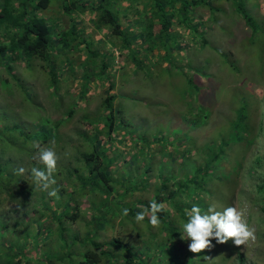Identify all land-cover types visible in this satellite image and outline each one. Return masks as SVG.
<instances>
[{"label": "rangeland", "instance_id": "rangeland-1", "mask_svg": "<svg viewBox=\"0 0 264 264\" xmlns=\"http://www.w3.org/2000/svg\"><path fill=\"white\" fill-rule=\"evenodd\" d=\"M91 1L95 0H81L82 3ZM139 1L135 9H124L126 5L119 9V21L127 33L138 36L132 44L133 50L146 55L151 50L144 69L134 67L128 49L122 45V38L111 35L105 28L100 31L94 28L93 15L88 10L73 13L81 36L100 56L85 62L89 60V53L83 46L68 54L72 65L61 70L57 95L49 88L40 62L33 63L31 72L23 64L13 66L14 74L23 78L25 91L15 87L10 75L0 69V78L13 85L9 94L5 91L4 95L1 91L0 106H14L27 123L38 121L31 115V109L24 107L32 98L41 107L37 110L38 115L53 122L60 119L68 107L76 106L73 118L57 129L64 141L73 144L80 140L79 132L89 136L94 133L86 124L89 118L97 117L98 123L102 122L99 107L109 83H113L118 124L113 133L114 141L102 139V151L112 158L109 161L107 156L105 163H111V175L117 182H126L130 177L132 185L143 182L146 187L150 183V189L129 195L126 198L128 204L120 197L109 196L108 202L114 209L127 205L134 216H127L125 220L119 214L120 210L116 211L119 215L113 218L111 225L99 230L98 241L117 237L130 243L128 254L136 252L145 264L163 260L161 250L155 244L160 232L167 228L162 224L153 228L143 222L137 223L135 216L145 210L138 202L151 200L159 182L168 180L169 190L177 192L175 200L182 205L174 226L178 232H182V223L187 222L186 210L197 205L202 212H207L213 204L218 211L229 206L244 210L249 226L255 230L256 239L247 246L236 247L232 240L225 244L213 240L214 251H217L205 264H241L238 255L242 257V264H264V215L260 190L264 177V0H237L243 2L252 16L253 29L244 25L231 1L218 0L213 3L218 9L213 14L208 9H201L194 16V21L201 23L198 31L204 36L205 43L201 37L193 40L186 30L177 28L183 39L174 35L168 47L156 43L149 48L142 46L139 37L145 30L143 17L149 2ZM58 9L53 5L48 15H58L55 14ZM136 10H139L138 14ZM68 26L67 18L63 17L62 28ZM102 59L109 66L105 76H99ZM86 68L92 74L87 87L82 85ZM80 93L81 96L86 93L84 99H80ZM239 118L243 121L239 129L234 130ZM54 149L58 151V148ZM151 177L154 180L149 181ZM63 182V193L50 199L51 207L61 209L64 206L72 211L68 193L75 189ZM115 190L121 188L115 186ZM93 195L86 193L78 198L81 203L79 215L81 219L84 216L85 222L97 212L90 200ZM107 213L110 217L115 216L110 211ZM80 218L73 222L65 220V227L85 233V222ZM40 222L36 217L32 219L27 223L28 231H21L19 237L12 231L0 229V250L7 249V245L14 249L20 243L27 246L28 253L39 245L40 257L35 263L47 264L44 261L48 250L46 243L59 237ZM53 227H56L54 223ZM68 229L66 236L70 234ZM38 230L40 233L36 237ZM184 249L189 262L192 259L194 264H200L211 253V248L200 254L188 253L187 245ZM60 254L64 256L62 262L50 264H79L81 261L78 254L68 253V250L65 255L63 250ZM186 255L181 256L180 263L185 264ZM121 261L122 257L118 255L117 262Z\"/></svg>", "mask_w": 264, "mask_h": 264}, {"label": "trees", "instance_id": "trees-1", "mask_svg": "<svg viewBox=\"0 0 264 264\" xmlns=\"http://www.w3.org/2000/svg\"><path fill=\"white\" fill-rule=\"evenodd\" d=\"M216 1L218 0H148L147 14H144L143 17L146 26L143 34L139 36L142 46L149 48V45L158 43L161 47H166L171 43V37L174 39V35L183 39L177 28L186 30L190 34H188L189 38L193 40L201 37L202 43H205L204 36L198 31L201 23L195 22L194 16L201 9H208L213 14L218 10L213 7V3ZM229 1L235 6L244 25L253 29V18L246 11L243 2ZM139 2V0H95L90 3H82L81 0H0V69H4L15 81V87L25 91L23 78L14 74L13 66L20 63L31 72L33 63L40 62V67L48 79L49 88L53 94L57 95L62 75L61 70L72 65L68 54L79 51V48L83 46L89 53V60L85 62L93 61L95 57L100 56L96 50L90 48V43L83 39L78 30L77 21L72 17L73 13H83L88 10L93 15L94 28L99 31L105 28L111 35L122 38V45L128 49L134 67L142 70L146 67L144 62L150 59L148 53L151 50L147 52V55L133 50L132 44L138 39V36L129 32L128 34V30H124L119 21V9L124 5H126L124 9H135L134 7ZM53 5H57L59 9L55 13L58 15L52 17L48 14ZM138 11L136 10L137 14ZM63 17L68 20L67 28H62ZM102 61L99 76H105L109 67L105 59ZM86 64L84 66L87 67ZM87 68L82 84L85 87L92 77ZM12 86L9 80L0 78V93L3 91L4 95L6 92L9 94ZM113 91L114 84L109 83L105 98L99 107L103 116L102 122L99 124L97 117H92L86 123L94 133L89 136L79 132L80 140L73 144L70 141H64L57 129L73 118L76 106L68 107L64 111V117L53 122L38 115L37 110L41 107L32 98L29 103L27 102L28 106L24 107L31 109V115L33 114L35 120H38L34 123L22 120L19 113L14 110V106H0V229L12 231L19 237L21 231H28L27 223L36 217L37 221H41L40 223L44 225L43 227L59 237V239L57 237L54 239V237L46 243L48 250L45 253L44 261L46 260L47 264L62 262L61 259L64 257L60 254L62 250L64 255L67 250L68 253L78 254L81 258L79 264H145L136 252L128 254L130 243L122 239L116 237L106 242L98 241L100 239L99 230L111 225L113 218L121 215L122 210L127 208L126 205L123 208L114 209V206L109 204L108 197L114 195L126 202V198L129 195L132 196L134 192L150 189V183L146 187L143 182L137 184L134 182L136 185H132L130 177L126 182H117L112 176L113 171L109 166L111 163H105L107 156L109 161L112 158L110 154L102 151L104 147L101 142H104L102 139L114 141L115 134L113 133L118 124L114 107L116 96L112 94ZM86 93L83 96L80 93V99H84ZM21 115L23 114L21 113ZM242 121L243 118H239L233 129H239ZM119 122L124 123L123 120ZM37 145L58 148V151L54 149L57 154V168L53 174L56 184L52 185L48 191L37 190L31 177V168L44 169V165L36 159L39 151ZM21 167L26 169L23 175L18 173V169ZM149 171L147 170V173ZM152 179L153 177L149 178V181ZM63 181H65V185L68 184L75 189L68 193L72 211L64 206H61V209L51 207L50 199L53 197L48 192L54 188L57 190V194L63 193ZM115 186L120 187L121 190L116 191ZM168 187V180L159 182L154 188L151 200H140L138 203L141 209L149 208L152 200L165 204V210L158 213V216L160 224L167 230L160 232V237L156 238L157 244H155L161 250L160 254L163 260L156 264H182L180 263L181 256L183 258L186 255L184 246H188L190 241L182 242V238L180 240L181 233L174 227L177 215L182 212V205H179L175 200L177 192L170 191ZM260 190L264 215V177ZM86 193L95 194L90 200H93L94 205H92L97 211L88 222H85L84 216L81 219V214L79 215L81 203L78 198ZM111 203L113 202L111 201ZM126 203L128 204V202ZM104 210L112 212L115 216L110 217ZM118 210H120L119 214L116 212ZM130 215L134 216L129 211L127 216ZM127 216H123V219L127 220ZM79 218L80 221L85 222V233L84 231H78V233L65 227V220L73 222L79 221ZM53 223L56 225L55 228ZM95 223L96 226L93 227ZM143 223L152 226L147 217ZM67 229L70 234L66 236ZM39 233L40 230L36 233V237ZM81 233H83V237ZM14 242L16 243V241ZM7 246V249L4 247V250H0V264H21L22 261L24 264H36L35 262L40 257L39 245L34 246L28 253L25 249L27 246L24 244L20 245L19 243L14 249L12 245ZM88 247H91L92 250ZM171 247L173 249H170ZM214 250L212 247L210 258L217 251ZM173 251H175L174 254H172ZM186 251L190 252L188 249ZM118 255L122 257L121 263L117 262ZM187 256L184 257L186 258L185 264H194V260L190 259L189 262ZM206 261L207 259L203 258L200 264H205ZM238 261L243 263L240 255H238Z\"/></svg>", "mask_w": 264, "mask_h": 264}, {"label": "clouds", "instance_id": "clouds-1", "mask_svg": "<svg viewBox=\"0 0 264 264\" xmlns=\"http://www.w3.org/2000/svg\"><path fill=\"white\" fill-rule=\"evenodd\" d=\"M36 159L44 165V169L31 168V177L37 190L48 191L56 184L53 174L57 168V154L54 147H40ZM26 169L21 167L18 173L23 175ZM52 197H57V190L52 189L48 192ZM165 210L164 203H157L155 200L150 201L149 208L138 212L135 216L137 223L143 222L147 217L153 228H158L160 219L158 213ZM129 210H122L123 216H127ZM188 217L187 222L182 223V236L184 240H190L188 250L193 254H200L207 249L214 247L212 241L217 244H225L232 240L236 247L247 246L250 241H255V230L250 227L244 210L229 206L222 211H218L216 205H210L207 212L193 205L190 210H186ZM211 260L210 257H205Z\"/></svg>", "mask_w": 264, "mask_h": 264}]
</instances>
